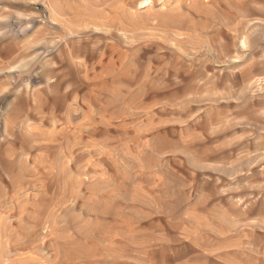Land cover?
<instances>
[{"label": "rangeland", "instance_id": "1", "mask_svg": "<svg viewBox=\"0 0 264 264\" xmlns=\"http://www.w3.org/2000/svg\"><path fill=\"white\" fill-rule=\"evenodd\" d=\"M0 264H264V0H0Z\"/></svg>", "mask_w": 264, "mask_h": 264}, {"label": "bare ground", "instance_id": "2", "mask_svg": "<svg viewBox=\"0 0 264 264\" xmlns=\"http://www.w3.org/2000/svg\"><path fill=\"white\" fill-rule=\"evenodd\" d=\"M217 2V1H216ZM162 11V10H161ZM91 63H93V62H91ZM57 99V98H56ZM55 105V104H54Z\"/></svg>", "mask_w": 264, "mask_h": 264}]
</instances>
